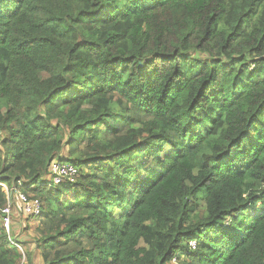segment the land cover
Returning a JSON list of instances; mask_svg holds the SVG:
<instances>
[{"label": "trees", "instance_id": "16d2710c", "mask_svg": "<svg viewBox=\"0 0 264 264\" xmlns=\"http://www.w3.org/2000/svg\"><path fill=\"white\" fill-rule=\"evenodd\" d=\"M33 261L264 264V0H0V264Z\"/></svg>", "mask_w": 264, "mask_h": 264}, {"label": "built area", "instance_id": "2783aa9c", "mask_svg": "<svg viewBox=\"0 0 264 264\" xmlns=\"http://www.w3.org/2000/svg\"><path fill=\"white\" fill-rule=\"evenodd\" d=\"M61 157V156H60ZM50 175L53 180V184H60L63 183L64 181H70L74 182L77 176V168L74 166V164L69 163L65 161L64 159L57 158L55 159L50 168ZM18 198V202L22 205L23 210L27 214H31L34 216H38L41 212V202L39 199H31L28 195L17 191L16 194H12V196L9 197L7 205L2 209V214H3V226L5 230L9 233L11 230H13V210H12V205H13V196H16ZM14 233V231H13ZM10 239L12 240V243L19 246L15 241H14V235H9ZM192 247H195L194 242L191 243ZM25 259V258H24Z\"/></svg>", "mask_w": 264, "mask_h": 264}, {"label": "rangeland", "instance_id": "374dc122", "mask_svg": "<svg viewBox=\"0 0 264 264\" xmlns=\"http://www.w3.org/2000/svg\"><path fill=\"white\" fill-rule=\"evenodd\" d=\"M61 157L62 158H66L67 157V151H63V153H61ZM67 159V158H66ZM4 190L5 191H8V189H7V187L6 186H4ZM14 198V200H13V205H12V210H14V206L15 205H18V198H17V195L16 196H13ZM18 207H19V205H18ZM261 210H260V208L257 210V212H260ZM13 212H15L14 213V215H13V217H15V220H16V222H17V225H16V229L18 228L19 229V226H21V231L20 232H18V234L17 235H19V234H25V235H27L26 236V238H25V241L26 242H29L27 245H28V247H30L32 250H33V254L36 256L35 257V259H37V261H36V263L38 262V260H39V254H38V251H36V247H35V244H33L34 243V236H35V231L33 230V227L35 226L34 224L33 225H28V226H26V227H24L23 228V221L26 219V217L29 215V214H27L25 211H24V213L23 214H19L18 213V209H16V210H14ZM18 216V217H17ZM20 222H21V225H20ZM16 235V233H13V230H11V232L9 233V235ZM23 239H24V237H23ZM25 258V257H24ZM34 262V264H35V261H33ZM24 264H27V262H25Z\"/></svg>", "mask_w": 264, "mask_h": 264}]
</instances>
